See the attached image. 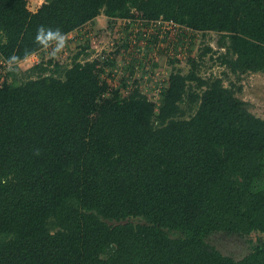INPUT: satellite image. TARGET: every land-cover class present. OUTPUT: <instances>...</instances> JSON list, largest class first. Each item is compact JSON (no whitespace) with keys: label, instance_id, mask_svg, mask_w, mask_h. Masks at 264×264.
<instances>
[{"label":"trees","instance_id":"trees-1","mask_svg":"<svg viewBox=\"0 0 264 264\" xmlns=\"http://www.w3.org/2000/svg\"><path fill=\"white\" fill-rule=\"evenodd\" d=\"M132 7L220 33L226 73L264 72V0H0V56L40 52V25L67 34ZM77 55L49 74L0 77V264H264L263 240L238 260L205 241L264 232V117L218 78L178 117L191 67L170 73L153 125V101L102 96L94 62Z\"/></svg>","mask_w":264,"mask_h":264},{"label":"built area","instance_id":"built-area-1","mask_svg":"<svg viewBox=\"0 0 264 264\" xmlns=\"http://www.w3.org/2000/svg\"><path fill=\"white\" fill-rule=\"evenodd\" d=\"M29 3L27 0L28 9H30ZM104 17L107 18L108 28L103 29V27L100 30L101 34L96 30L97 35L89 36L94 27L89 24L90 22L67 33V37L71 36L73 39L79 34L90 37L89 42L85 41L79 47H75L74 54L78 53L75 61L94 62V71L98 75L99 82L106 85L102 96H109L116 90L118 98H124L137 89L146 91L150 101H159L168 85L170 73L177 71L184 73L189 67L187 58L194 55V46L196 49L202 44L206 34L212 33V30H192L162 15L155 18L146 17L134 7L130 9L128 16L104 15ZM191 35H193L192 44H190ZM214 49H217V52L207 53L213 62V66L207 65L205 69L207 78L213 77L215 72L213 70L216 69L219 72L216 76L221 78L220 72L225 69V65L218 59L224 47L217 46ZM60 56L56 62L66 66L71 64L73 56L69 61L66 60L70 64L65 62L62 54ZM160 57L164 60L163 63L158 61ZM6 60L0 56L1 65L6 66Z\"/></svg>","mask_w":264,"mask_h":264},{"label":"rangeland","instance_id":"rangeland-1","mask_svg":"<svg viewBox=\"0 0 264 264\" xmlns=\"http://www.w3.org/2000/svg\"><path fill=\"white\" fill-rule=\"evenodd\" d=\"M43 1L44 0H29L30 3L28 4V6L30 9L34 10ZM106 19L107 18L104 17L102 13L95 17V19L89 23L90 25L94 26L91 29V34H89V36L94 34L97 35L96 30H99V34H101L102 32H100V30L103 27V29H107L108 21ZM211 32L212 33L206 34L200 46H198L196 49V46H194V55L189 59L187 58L189 67L188 69L185 68L187 69L185 71L183 68V71L184 73H187L189 68L191 69L192 67V70L195 72V78L187 80V95L185 94L182 102H180V111L178 112L177 116L180 118H187L189 115H191L197 107V102L190 99L192 91L194 90L196 93L200 94L203 89H205L206 85L211 81L210 78H218L221 80V83L229 89V92L236 96L242 102L243 106L249 112L263 118L264 72L257 71L241 73L239 78H237L235 73L229 70L226 73L224 72L225 70H222L220 72L222 77L219 78L216 76V74L219 73L218 69H216L217 71L213 70L215 71L213 73V77L207 78L205 69L207 65L213 66L211 56H209L207 53H209L210 51L217 52V49H214V47L220 46V33L213 30ZM67 38L68 46L62 53V58L65 59V62L66 60L69 61L70 57L74 56V53L76 52V46L79 47L80 44L84 43L85 41L89 42L90 40V37L83 36L81 34H79L75 39H73L71 36ZM210 43H212L211 46ZM229 57L232 59L233 55L228 53L227 58ZM54 61H56V59L53 60L49 58L48 54L45 51L41 50L35 55H30L27 59H21L16 73L9 72L6 66L0 64V77L1 79H5L8 81H22L27 78L36 77L41 72H43L44 74H49L52 72L51 69H53ZM158 61L160 63H163L164 60L162 59V57H160ZM66 63L70 64V62ZM127 67H129V65H127ZM56 73H58L57 75H59V73L61 74L62 71L58 70V72ZM239 85L242 86L241 90H237V87ZM140 92L147 97L148 93H146V91L141 90ZM110 95H113V93L111 92ZM154 104V115L152 116L151 121L153 125H158L159 119L157 118L156 113L159 101L154 102ZM128 220H131L134 223L143 222V218L139 216H130L128 217ZM49 226L51 228V222H49ZM168 234L170 236H176L179 234V232L169 231ZM259 240L264 241V232L251 231L245 236H239L237 234L227 233L224 231H215L205 237L206 242L216 247L222 254L231 256L235 260L241 259L243 256L248 254L252 249L253 243L258 242Z\"/></svg>","mask_w":264,"mask_h":264},{"label":"clouds","instance_id":"clouds-1","mask_svg":"<svg viewBox=\"0 0 264 264\" xmlns=\"http://www.w3.org/2000/svg\"><path fill=\"white\" fill-rule=\"evenodd\" d=\"M34 44L42 51H45L49 58L55 60L60 57L68 46L67 34L62 32L60 28H53L50 26L40 25L36 29L34 37ZM31 52L25 50V59H27ZM6 66L9 72L16 73L20 58L13 55L6 60ZM6 183V181H3Z\"/></svg>","mask_w":264,"mask_h":264},{"label":"crops","instance_id":"crops-1","mask_svg":"<svg viewBox=\"0 0 264 264\" xmlns=\"http://www.w3.org/2000/svg\"><path fill=\"white\" fill-rule=\"evenodd\" d=\"M189 51H190V49H189Z\"/></svg>","mask_w":264,"mask_h":264}]
</instances>
